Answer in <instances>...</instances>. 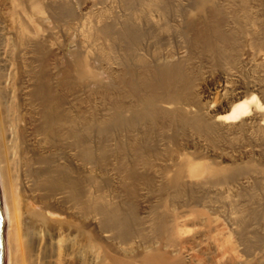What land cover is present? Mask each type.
<instances>
[{
	"label": "bare ground",
	"instance_id": "1",
	"mask_svg": "<svg viewBox=\"0 0 264 264\" xmlns=\"http://www.w3.org/2000/svg\"><path fill=\"white\" fill-rule=\"evenodd\" d=\"M39 1L0 0L2 264L54 261L55 254L46 253L48 244L61 250L62 264H81L78 241L62 242L59 232L65 229L70 235L78 234L84 224L81 218L86 216L95 230L98 214L105 217L114 208L105 198L104 187L101 192L97 188L99 192L88 200L81 191L86 155L83 118L76 97L65 91L70 82L74 89L65 66V47L54 40L50 30V22L56 20L49 6L54 0H45L42 7ZM92 1L84 0L83 7L91 6ZM112 6V57L108 62L112 94L106 89L111 105L105 113L112 126L108 128L113 130H107L112 135L109 149L126 173L130 191L182 194L219 184L228 188L230 182L244 185L248 175L263 189L264 0H115ZM41 9L46 15H41ZM104 32L100 35L105 40ZM80 58L76 74H71L80 82L86 78L100 82L101 74L89 67L91 62L82 53ZM9 81L14 90L9 89ZM11 96L15 98L13 111L8 104ZM188 198L179 200V206L198 200ZM144 200L140 205L134 203L132 215L136 216L138 207L151 206ZM160 213L155 210L153 220L151 213L147 218L156 235L168 234L167 214ZM257 213L264 216V207ZM115 215L121 222L120 214ZM241 215H235L240 219L235 224L238 238L243 242L244 237H253L252 242H243L244 253H239L245 255L262 246L264 236L247 228ZM228 216L235 221V216ZM188 218L180 215L178 223L184 226ZM125 219L121 225H126ZM52 221L61 222L62 231L60 223L58 229L48 232ZM189 221L194 231L180 246L184 264L243 263L235 243L220 246L219 227L206 225L202 219ZM130 229L126 236L140 233ZM109 230L114 232L115 227ZM253 256L254 264H264L262 254ZM94 257L90 254L87 264H96Z\"/></svg>",
	"mask_w": 264,
	"mask_h": 264
},
{
	"label": "rangeland",
	"instance_id": "2",
	"mask_svg": "<svg viewBox=\"0 0 264 264\" xmlns=\"http://www.w3.org/2000/svg\"><path fill=\"white\" fill-rule=\"evenodd\" d=\"M114 1L115 0H93L92 5L90 4L91 6L88 5V6L83 7L84 0H54V1H51L49 6H50V8L52 7L51 9L54 10L55 15H56V20L54 19V21L52 20V22H50L51 23L50 24V27H51L50 30H52V32L54 34V40L57 42L60 41L61 43H63V46L65 47V51H66L65 63L67 62L65 66L67 67L66 69H67L68 75L71 78L70 80L71 81L73 80L72 83L74 84V89H73V87H72L73 85H71V82H70V86L69 85L66 86L65 91L66 92L68 91L69 95L73 94V95H70V97H73V96L76 97L75 99L78 102L77 105H79V108H80V115L79 116H80V119L83 118L81 121V127L83 126L82 138L84 137L83 144L85 146L86 155L83 158L84 159L83 160V166L84 167L82 168V170H83L82 171V178H81L82 183H81L80 187L81 186L82 187L84 186V187L82 188L81 191L83 193L84 199L88 200V199H90L89 196H91V199H92V198H94L93 196H95V193L99 192V191H97L98 190L97 188L100 187L99 190L102 188L100 190V192L105 189L106 192L105 191H103V192L106 195L105 196L106 200H108L111 203L113 202V205H111V203L109 205L115 209V210L113 209L112 211L115 212L116 210L119 209L118 211L121 213H118L116 211L118 214L117 215L116 212L115 213L110 212V209H108L110 212L109 215L107 214V215H105V217L101 218V216L98 214V217L100 219H99V222L97 224L98 225L97 229H95L96 232L87 224V219H88L87 216H86V218H81V219H84L83 220L84 224L83 223L81 224L83 226L79 228L80 231L78 229V234L73 233L70 235L65 229H63V231H62V228H64V225L61 222L56 223L55 221H52L54 223H52L49 226V228L47 229L48 232L51 233V231L53 232V230L55 228L58 229L59 226H57V225H59L61 223L60 226H62V225L63 226L60 228V230L62 232H59V238L62 236L61 237L62 240H61V238L59 240L64 242L63 240L67 239L68 242H70V243L71 242L77 243L76 241H78L79 246L81 247V257H80L81 264H87V259H88V256L90 254L91 255L93 254V256H95L94 257V261H95L94 263H96V264H184L183 260H182L183 258H182L180 246H181L182 242L185 241L187 239V237L190 234H192L194 231L193 230L194 228L191 227V225L187 224V223L190 222L189 220H192V218L193 219H202V221L204 220L203 222L206 225H210V226H214V227L216 226V227L220 228L219 229L220 231L222 230V233L220 232L221 233V236H220L221 239L219 240L222 245H220V246H223V248H224L226 246V244L228 245L230 243L231 244L235 243L234 244L235 246L234 245L233 246L235 247V249L239 250L236 252L238 254V256L239 257L242 256V258H243L242 264H244V263L245 264H254V260H253L254 256L253 255L262 254L264 256V244L262 246L261 245L259 246L261 249L259 247L251 248L252 250L249 249L251 256L249 255V250H247V253L245 252V255L241 254V253H244V252H242V249H243L242 247H244L243 242L248 243L250 240H253V237H252V235H250L251 236L250 238L244 237V241L242 242V241H240V238H238L239 237L238 234L235 232V229L238 228L237 223L240 220L238 217H240V215L242 214L241 216H243V219L246 220L247 228H248V226H249V229L255 228V231L258 232L257 235L260 234L259 236L261 238H262V234L264 236V219H263L264 216L259 217L258 215H256V214H258L257 212L261 211L264 207V205H263L264 204V191H263L264 188L262 189L263 186H261V184H258V182L252 176L250 177L248 175L249 178L246 179V183L244 185L243 184L242 185H240V184L236 185L234 183L236 185V187H235V185H232L233 182H230V183H227L229 185L228 188L226 186H225V188H223L224 185L222 186V184H219L217 186L208 187L207 189L202 188V189H197V190L195 189V190H192L190 192H182V194L180 192H179V194L169 193V192L161 193V192H157L155 190L154 191L149 190V192L148 191L146 192V190H144V191L143 190L130 191V190H132V188L129 187L130 185H129V181H128L126 173L124 174L123 172H121L122 168L120 169V167L116 164V162H114L115 160H114L113 155L109 149L110 143L112 140V137H111L112 135L110 132H112L113 130L109 129V128H112V126H109V124H110L109 123L110 120H108L109 116L106 115L110 112L109 110H110L111 104L109 101L111 100V97H109V96L112 94V91H111L112 90L111 89L112 80L110 82V79H112V77L109 78L110 75L112 76V72L110 71L111 69L108 66H110L109 63L111 62V57H112V49H111V43H110L111 40L109 38H110V34H111L110 32H112L111 29L113 28L111 25V22H112L111 15H113L114 6H112V5H114ZM39 3H40V6L42 7L43 3L45 4V0H41V1H39ZM75 11H77V12H75ZM41 12H43V13H41ZM46 12H47V10H46ZM40 13H41V15L42 14L46 15V13L44 11H42V9L40 10ZM47 14H48V12H47ZM110 27H111V29H110ZM101 31H103V32L105 31L104 36L107 35V37H105V40H104V38H102L103 36L100 35ZM101 34H103V33H101ZM0 39H2L1 36H0ZM10 44H12V43H10ZM9 48L11 50H13L12 45L9 46ZM80 52L82 53L83 56H85V58L87 59V61H89V63L91 62L89 64V67H91L92 70H95L101 74L102 79L100 78V82L95 81L91 78H86L80 82L76 79L74 74H71V73L76 74L75 70L77 69L76 67L79 65L78 59L80 58V54H81ZM78 55H79V58L77 59ZM72 77L73 78L75 77V78L73 79ZM97 82H99V84H97ZM108 82H110L109 83L110 87L108 86L109 85ZM11 83H12V81H9L10 86L8 85V87L10 90H12V88L14 90V87ZM101 83H102V85H101ZM103 86L105 87L104 90L102 89V88H104ZM69 87H71V88H69ZM109 88H110V90H109ZM68 89H70V90H68ZM106 89L110 92V95L106 94V92L109 93ZM102 94H106V95L103 96ZM100 95H102L103 97H101ZM107 95H109V96H107ZM105 96H107V98ZM101 98H102V100H101ZM12 99L14 100L15 98L13 96H11L8 100L9 101L8 104H9V108H11L13 111V109H14L13 107L15 106V100L12 102ZM103 99L106 100V102L103 101ZM102 103L105 105L107 104V105L106 106L101 105ZM105 109H107V110L109 109L108 110L109 112L106 111ZM105 111L108 113H105ZM99 114H101V115H99ZM99 117H100V119H99L100 122H99V120H97V123H96V119H98ZM102 117L104 118V120L106 122L103 119H101ZM105 118H107V120ZM103 122L106 124H104ZM84 123L86 124V126H84L85 125ZM101 123H103L106 126L105 127L106 129L104 128V125ZM97 128L99 131H102V130L107 131L109 129L110 132L107 131V133H106L105 131L104 132L102 131L100 133L98 130H96ZM99 128L100 129L102 128V129L100 130ZM96 131H98L103 138L100 135H98L99 133ZM104 133H106L107 135H105ZM109 135H111V136L109 137ZM106 138H108V139H106ZM104 141H106V142H104ZM102 144H103V146H102ZM101 147L104 149L103 151L106 150L105 153L103 152L104 154L102 153ZM98 148H99V152H98ZM101 155L103 158L101 157ZM122 171H124V170H122ZM103 187H104V189H103ZM261 189H262V191H261ZM230 191H232V193ZM260 192H262V193H260ZM188 196L190 199L191 198H194L196 200L198 199L197 200L198 202L196 201V202H193L192 204L186 205V206H181V205L179 206L178 201L181 200L182 198H183L182 200L187 199ZM231 196H232V198H231ZM238 196H240V197H238ZM189 198H188V200H189ZM144 199L148 200L147 202L150 203L151 206L154 205L155 208H154V206L151 207L150 205L146 206L147 209L142 208V207H138L139 209L136 213V216L132 215L131 207L134 205V203H136V205H138V204L140 205L142 200L145 201ZM235 200H237V201H235ZM176 202H178V203L176 204ZM130 203H131V205H130ZM260 204H262V206ZM105 205H108V203ZM255 205H258V206H255ZM152 208H154V209H152ZM104 209H105V207H104ZM145 209L148 211H145ZM108 210H106V211H108ZM153 210L154 211L157 210V211H159V213L161 212L160 214H167L166 217H167V220L169 221V222L167 221L168 222L167 227H168V231H169L168 234L164 233L162 235L160 234L161 235L160 236L159 234L156 235L154 233L155 227L153 228V226H151V223H152L151 219L153 220V218H154V215H153L154 211ZM229 211H231L230 213L232 214V216L238 215V217L235 216V221H232L231 220L232 218H230L228 216V215L231 216ZM251 211H252V213H251ZM253 212H254V214H253ZM119 214L121 217L127 218V220L125 219L126 225H125V223H122V225L120 224L121 222H123L122 221L123 218L120 219L121 217L119 216ZM149 214L151 215L150 220H149V217L147 218V215H149ZM111 215H112V217H111ZM114 215H115V217L119 216L120 217L119 220L121 222L118 221V217L116 219L118 222H116V220L114 219ZM180 215H185V218L189 217L187 219L188 222L184 226L181 225L180 223H178V219H179ZM106 216H107V219H106ZM143 216L146 217L147 220L143 219L144 218ZM256 216L258 217L257 219H256ZM109 217L111 218V220L113 219L112 222L109 219ZM131 217H133V218H131ZM236 218L238 219L237 222H236V220H237ZM145 222H146V224H145ZM231 222H233V223L231 224ZM253 223H254V226H253ZM123 224H124V226H123ZM235 224H237V225H235ZM150 226H151V228H150ZM236 226H237V228H235ZM110 227H113V228L115 227V231L114 232L110 231L109 230ZM65 228H67V226ZM130 228H132V230L137 231V232L140 231V233H133L132 234V232L130 231L131 235L129 233L128 235H130V236H126L128 233L127 230L128 229L131 230ZM142 228L145 231H142ZM117 229L118 230L120 229L121 231H118ZM151 229H152V231H151ZM64 230H65V232H64ZM147 230L150 233H148ZM261 230H263V231H261ZM230 231L232 234L230 233ZM63 232L65 235L63 234ZM141 232H145V234L147 233L146 234L147 237L146 236H145V238L142 237V236H144V233H141ZM261 232H262V234H261ZM94 234H96V235H94ZM123 234H125V235H123ZM154 234L157 237H155ZM140 235H142V236H140ZM148 236H149V238H148ZM76 238H78L79 240ZM235 238H236V240H235ZM250 242H252V241H250ZM53 246H50L48 244L46 253L48 255H51V254L54 255L55 254L54 255L55 256L54 261H52L51 259H48L46 264H62V262H61L62 252H61V250L55 251V248ZM56 252H59V254ZM239 252H241V253H239ZM252 253H253V255H252ZM242 258H240V259H242ZM244 259H245V261H244ZM55 260H57V261L55 262ZM249 260H250V263H248ZM246 261H247V263H246Z\"/></svg>",
	"mask_w": 264,
	"mask_h": 264
},
{
	"label": "water",
	"instance_id": "3",
	"mask_svg": "<svg viewBox=\"0 0 264 264\" xmlns=\"http://www.w3.org/2000/svg\"><path fill=\"white\" fill-rule=\"evenodd\" d=\"M2 229H3V220L0 214V264H2Z\"/></svg>",
	"mask_w": 264,
	"mask_h": 264
}]
</instances>
